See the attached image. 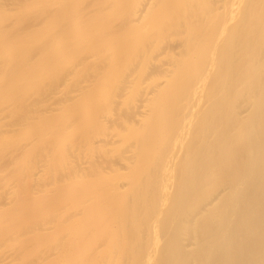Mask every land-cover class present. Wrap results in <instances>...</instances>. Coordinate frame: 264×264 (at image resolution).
I'll return each mask as SVG.
<instances>
[{
  "label": "bare ground",
  "instance_id": "6f19581e",
  "mask_svg": "<svg viewBox=\"0 0 264 264\" xmlns=\"http://www.w3.org/2000/svg\"><path fill=\"white\" fill-rule=\"evenodd\" d=\"M0 264H264V0H0Z\"/></svg>",
  "mask_w": 264,
  "mask_h": 264
}]
</instances>
